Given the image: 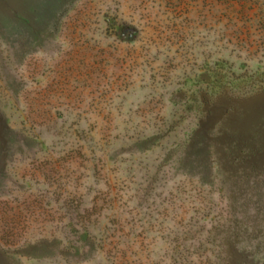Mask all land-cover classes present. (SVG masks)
I'll use <instances>...</instances> for the list:
<instances>
[{
	"label": "rangeland",
	"instance_id": "1",
	"mask_svg": "<svg viewBox=\"0 0 264 264\" xmlns=\"http://www.w3.org/2000/svg\"><path fill=\"white\" fill-rule=\"evenodd\" d=\"M0 264H264V0H0Z\"/></svg>",
	"mask_w": 264,
	"mask_h": 264
}]
</instances>
